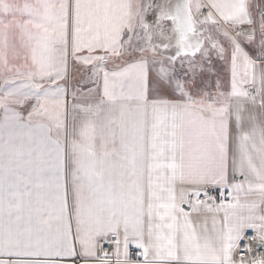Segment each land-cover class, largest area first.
<instances>
[{"label": "snow or ice", "instance_id": "obj_1", "mask_svg": "<svg viewBox=\"0 0 264 264\" xmlns=\"http://www.w3.org/2000/svg\"><path fill=\"white\" fill-rule=\"evenodd\" d=\"M0 264H264V0H0Z\"/></svg>", "mask_w": 264, "mask_h": 264}, {"label": "built area", "instance_id": "obj_2", "mask_svg": "<svg viewBox=\"0 0 264 264\" xmlns=\"http://www.w3.org/2000/svg\"><path fill=\"white\" fill-rule=\"evenodd\" d=\"M134 251V250H133Z\"/></svg>", "mask_w": 264, "mask_h": 264}]
</instances>
